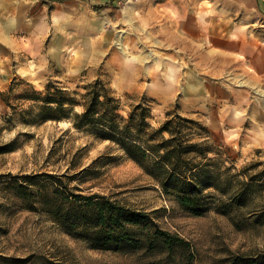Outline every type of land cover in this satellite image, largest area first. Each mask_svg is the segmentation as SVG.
Segmentation results:
<instances>
[{
    "label": "rangeland",
    "instance_id": "obj_1",
    "mask_svg": "<svg viewBox=\"0 0 264 264\" xmlns=\"http://www.w3.org/2000/svg\"><path fill=\"white\" fill-rule=\"evenodd\" d=\"M31 6V27L23 28L15 11L9 20L12 27L0 22V147L12 143L10 152L0 153V264H229L235 255L264 250V219L244 221L238 228L231 216L215 208L194 216L109 142L75 129L69 120L24 122L30 112H40L48 86L83 101L88 87L97 84L120 99L123 114L150 100L154 127L168 114L191 112L188 94L178 89L183 85L200 93L203 80L221 81L222 75L213 66L197 64L199 52L190 51L191 41L173 30L167 10L134 3L95 10L79 0H37ZM183 73L188 81L180 80ZM182 116L206 124L200 114ZM214 135L211 144L216 153H223L226 166L234 161L242 169L260 163L255 172L264 169V148L233 145ZM101 156L105 158L90 174L73 176L70 187L149 214L163 232L184 240L173 253L97 248L47 215L26 209L10 184L37 174L75 175ZM262 207L264 190L247 210ZM243 212L246 209L238 211Z\"/></svg>",
    "mask_w": 264,
    "mask_h": 264
},
{
    "label": "trees",
    "instance_id": "obj_2",
    "mask_svg": "<svg viewBox=\"0 0 264 264\" xmlns=\"http://www.w3.org/2000/svg\"><path fill=\"white\" fill-rule=\"evenodd\" d=\"M82 99L78 101L58 88L51 91L48 86L40 112H30L24 122L69 120L75 129L109 142L166 196L174 198L194 216H202L215 208L231 216L238 228L243 227L244 221L264 219V207L247 210L250 202L264 190V169L255 172L261 164L237 169L231 161L226 166L223 153H216L211 144L214 136L206 124L168 114L160 126L154 127L150 123L153 111L150 100L130 106L123 114L120 99L107 89H99L97 84L90 85ZM76 107H81V111L74 112ZM10 147L12 143L1 146L0 153L10 152ZM104 158L98 157L75 175L69 171L37 174L23 177V183L10 184L26 209L47 215L72 236L87 240L97 248L126 252L164 249L173 253L175 246L184 240L163 232L149 214L120 205L107 196L84 194L82 189L70 187L73 176L90 174ZM244 209L245 213H238ZM235 213L238 217L233 216ZM229 264H264V250L256 255H235Z\"/></svg>",
    "mask_w": 264,
    "mask_h": 264
},
{
    "label": "crops",
    "instance_id": "obj_3",
    "mask_svg": "<svg viewBox=\"0 0 264 264\" xmlns=\"http://www.w3.org/2000/svg\"><path fill=\"white\" fill-rule=\"evenodd\" d=\"M36 1L0 0L1 24L12 27L9 20L15 11V19L21 20L23 28L31 27V5ZM79 1L81 6L95 10L124 3L141 7L156 4L166 9L165 17L173 30L192 42H189L190 51L199 52L200 61L196 63L213 66L222 75L221 81L201 79L205 88L200 93H191L182 85L178 92L187 93L190 106L194 105L191 112L182 113L200 114L214 139L217 134L221 141H233V145L264 148V0ZM33 18L35 26V15ZM188 76L198 77V74ZM180 80L188 81L184 73Z\"/></svg>",
    "mask_w": 264,
    "mask_h": 264
}]
</instances>
